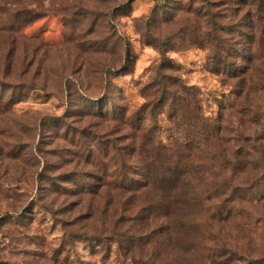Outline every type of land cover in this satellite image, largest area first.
<instances>
[{
	"label": "rangeland",
	"instance_id": "374dc122",
	"mask_svg": "<svg viewBox=\"0 0 264 264\" xmlns=\"http://www.w3.org/2000/svg\"><path fill=\"white\" fill-rule=\"evenodd\" d=\"M259 10L0 0V264L264 263V69H216ZM152 140L180 189L142 185Z\"/></svg>",
	"mask_w": 264,
	"mask_h": 264
},
{
	"label": "trees",
	"instance_id": "16d2710c",
	"mask_svg": "<svg viewBox=\"0 0 264 264\" xmlns=\"http://www.w3.org/2000/svg\"><path fill=\"white\" fill-rule=\"evenodd\" d=\"M264 4V0H263ZM256 20L258 21V26H253L247 33L251 37L250 43V53L244 63L237 65L235 61L222 60L219 65H217L216 69H223L229 76L233 77H241L240 86H243L242 90L246 89L245 82H248L249 86L255 85V73L259 70L264 69V11L259 10L256 16ZM264 73V71H263ZM255 86H259L264 90V83L257 84ZM174 144L178 146V143L174 141ZM146 145L151 146V151L149 153L150 157H147V163L149 168H147L146 179L143 182V186L148 185H156V186H165L169 185L170 190L174 191L178 187L181 188V183L183 182V178L185 176V171L181 170L178 165L174 166V168L170 169V173H165V163L168 157L164 155L166 151V147L160 145L156 141H151L146 143ZM185 147H190L189 142L185 144ZM156 168L157 170L151 169V167ZM120 177L121 175H116ZM125 180V179H124ZM129 182V180H128ZM142 182V181H141ZM257 264H264L263 261H256Z\"/></svg>",
	"mask_w": 264,
	"mask_h": 264
}]
</instances>
